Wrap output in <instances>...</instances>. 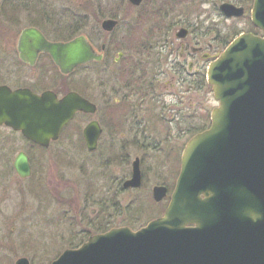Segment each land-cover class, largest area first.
Returning a JSON list of instances; mask_svg holds the SVG:
<instances>
[{
    "label": "water",
    "instance_id": "obj_1",
    "mask_svg": "<svg viewBox=\"0 0 264 264\" xmlns=\"http://www.w3.org/2000/svg\"><path fill=\"white\" fill-rule=\"evenodd\" d=\"M139 7L144 0H129ZM226 17H242L244 9L221 6ZM252 23L264 33V0H254ZM118 20L107 19L111 33ZM26 31L21 44L26 41ZM186 34L180 31V37ZM42 48L63 73L101 61L84 36ZM209 83L219 106L209 130L186 145L176 189L164 215L138 231L114 228L91 236L78 249L64 251L51 264H264V35L242 34L209 67ZM96 108L77 94L62 100L51 93L0 88V126L12 128L32 143L49 148L76 113ZM101 129L91 122L83 132L88 151L98 147ZM19 177L32 174L30 159L14 161ZM142 184L140 160L124 188ZM167 196L155 187L153 199ZM259 214L262 218L253 220ZM15 264H31L20 258Z\"/></svg>",
    "mask_w": 264,
    "mask_h": 264
},
{
    "label": "flooded vegetation",
    "instance_id": "obj_2",
    "mask_svg": "<svg viewBox=\"0 0 264 264\" xmlns=\"http://www.w3.org/2000/svg\"><path fill=\"white\" fill-rule=\"evenodd\" d=\"M171 1L174 5L178 0ZM250 1L252 12L254 0ZM247 3L245 0L241 6L237 0H232L229 4L243 8L246 15ZM63 10L57 9L50 0H0V88L28 90L37 96L51 93L58 100L77 94L93 104L96 111L93 114L77 113L63 129L60 138L79 118L92 117L86 126L97 122L101 129L95 153L108 139L119 138L121 142L141 146L182 142L183 148L177 159L176 186L185 146L196 134L211 126L212 111L208 109L196 114L194 97L195 93L210 92L209 67L226 49V38L213 27L201 28L185 20H176L175 25H155L154 35L148 29V39L141 35L138 39L137 32L142 27L125 26L123 34L116 39L120 21L114 31L106 34L99 28L102 20L99 23L97 17L91 29L93 34H83L92 18L89 15L74 16L67 25ZM171 10H164L162 16L165 20L170 19ZM153 12L156 14L158 11ZM181 30L186 34L180 37ZM211 30L218 33L212 41L209 39ZM26 31H29L26 41L21 44ZM103 35L109 40L103 41L100 38ZM81 36L103 55L101 61L77 66L66 74L52 55L42 50L45 42L66 44ZM190 37L192 39L189 40ZM88 70L90 78L86 76ZM195 124L201 126L196 127ZM164 128L169 130L165 136L162 133ZM3 131L14 134V130L5 125L0 127V133ZM16 134L22 138L20 133ZM11 139H4L6 148L7 143L14 144ZM12 157L0 154V160ZM138 159L142 170V161ZM165 187L170 190L169 186Z\"/></svg>",
    "mask_w": 264,
    "mask_h": 264
},
{
    "label": "rangeland",
    "instance_id": "obj_3",
    "mask_svg": "<svg viewBox=\"0 0 264 264\" xmlns=\"http://www.w3.org/2000/svg\"><path fill=\"white\" fill-rule=\"evenodd\" d=\"M231 1L178 0L175 2L177 4L171 5V0L169 3L168 0H146L136 9L127 0H50L57 9H64L63 17L67 25L74 16L89 15L92 18L83 34H93L91 29L96 24L95 17L99 23L104 18L117 17L120 27L116 31V39L123 34L125 26L142 27L137 32L138 39H141L140 35L148 39V29L154 35L158 23L170 25L176 20H185L201 28L210 26L215 31L218 29L227 44L241 33L253 30L250 23L252 2L248 0L245 16L226 18L220 13L219 6ZM237 1L241 6L245 2ZM170 8L173 9L172 15L165 20L162 14ZM154 10L158 12L155 14ZM211 31L209 39L212 41L218 33ZM258 33L261 35L260 31ZM100 38L105 42L109 40L106 35ZM90 74L88 70L86 76L90 78ZM194 99L196 114L208 109L212 111L218 106L212 87L208 93L206 90L195 93ZM92 119L79 118L47 150L32 148L18 134L12 135L10 131L0 133V154L13 155L10 160H0V264H15L20 258L38 264H44L49 258L51 261L47 264H51L64 251L79 248L82 245L79 239L85 232L95 235L88 230L89 223L100 212L101 203L108 211L109 224L113 228L126 227L137 231L162 217L159 213L168 206L172 192L164 201L156 203L152 197L153 188L167 185L170 191L174 189L178 173L177 159L183 143L170 141L157 146H141L127 144L117 138L103 141L104 146L100 151L91 153L86 148L82 130ZM167 131L162 129L164 136ZM11 138L14 144L9 142L6 148L4 139L12 141ZM19 152L28 154L30 160L33 158L35 168L32 163V176L28 179L20 178L13 167ZM136 158L142 161L143 185L139 189L124 190L122 184L131 177ZM150 199L156 205L152 207L154 213L148 205ZM136 201H145L142 205L149 211L148 216L152 217L149 221H142V225L131 228L125 224L127 208L135 206ZM114 202L123 210L121 216L115 213Z\"/></svg>",
    "mask_w": 264,
    "mask_h": 264
},
{
    "label": "trees",
    "instance_id": "obj_4",
    "mask_svg": "<svg viewBox=\"0 0 264 264\" xmlns=\"http://www.w3.org/2000/svg\"><path fill=\"white\" fill-rule=\"evenodd\" d=\"M112 18H117V17H112ZM253 30L250 31L251 33L255 34V35H258L259 31L254 27L252 26ZM32 148H38V149H41L37 146H34V145H31ZM33 159V158H32ZM31 159V163H33L34 165V161ZM32 165V167H33ZM35 168V165L34 167ZM92 185L90 186V189L89 191L91 192L92 190ZM116 200H117V195H116ZM115 200V201H116ZM142 202H145V201H136L135 202V206H128L127 208V219L125 221V224L129 227H137L139 225H142V221L144 220H151V217L152 215H149L148 216V213L149 211H147V209L145 208L144 205H142ZM146 203V202H145ZM148 205L152 208L153 206H156L153 201L150 199V203H148ZM100 212H98L95 216L94 219L90 220V223H89V229L88 230H91L94 234H101V233H105L107 232L108 230H110L111 228H113V226H111L109 224V215H108V211L102 207V203L100 204ZM114 208H115V213L118 215V216H121L123 214V210L119 207L118 203L117 202H114ZM153 209V212L154 213V208ZM165 211V208H163L159 214H163ZM159 215V216H161ZM146 216V217H145ZM90 234V232H89ZM88 233L85 232V234L81 237V239H79V243L80 244H83L86 239H88L91 235H89ZM71 248H73V244L70 245ZM49 255H47L48 257ZM47 257H45V261L47 260ZM51 261V259L48 258L47 262H45L44 264H47ZM32 264H38V263H32ZM42 264V263H41Z\"/></svg>",
    "mask_w": 264,
    "mask_h": 264
},
{
    "label": "clouds",
    "instance_id": "obj_5",
    "mask_svg": "<svg viewBox=\"0 0 264 264\" xmlns=\"http://www.w3.org/2000/svg\"><path fill=\"white\" fill-rule=\"evenodd\" d=\"M262 217L259 215V214H257V215H255V216H253L252 217V219L255 221V220H258V219H261Z\"/></svg>",
    "mask_w": 264,
    "mask_h": 264
}]
</instances>
